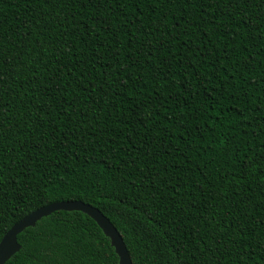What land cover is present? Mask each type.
Wrapping results in <instances>:
<instances>
[{
	"label": "trees",
	"instance_id": "trees-1",
	"mask_svg": "<svg viewBox=\"0 0 264 264\" xmlns=\"http://www.w3.org/2000/svg\"><path fill=\"white\" fill-rule=\"evenodd\" d=\"M82 201L133 264H264V0H0V242ZM7 264H120L80 212Z\"/></svg>",
	"mask_w": 264,
	"mask_h": 264
},
{
	"label": "water",
	"instance_id": "water-1",
	"mask_svg": "<svg viewBox=\"0 0 264 264\" xmlns=\"http://www.w3.org/2000/svg\"><path fill=\"white\" fill-rule=\"evenodd\" d=\"M56 212H80L94 220L104 234L111 240L112 246L120 259V264H133L125 242L111 221L97 208L82 201L57 202L40 208L19 223L15 224L0 242V264H7L21 250L18 236L27 229L35 228L42 219Z\"/></svg>",
	"mask_w": 264,
	"mask_h": 264
}]
</instances>
